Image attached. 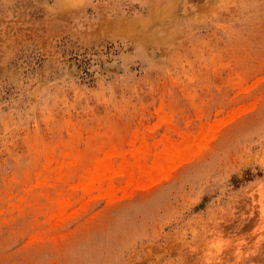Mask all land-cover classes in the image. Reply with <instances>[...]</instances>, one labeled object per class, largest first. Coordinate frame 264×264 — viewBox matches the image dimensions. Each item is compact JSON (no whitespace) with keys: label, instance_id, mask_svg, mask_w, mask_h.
Returning a JSON list of instances; mask_svg holds the SVG:
<instances>
[{"label":"rangeland","instance_id":"1","mask_svg":"<svg viewBox=\"0 0 264 264\" xmlns=\"http://www.w3.org/2000/svg\"><path fill=\"white\" fill-rule=\"evenodd\" d=\"M0 264H264V0H0Z\"/></svg>","mask_w":264,"mask_h":264},{"label":"crops","instance_id":"2","mask_svg":"<svg viewBox=\"0 0 264 264\" xmlns=\"http://www.w3.org/2000/svg\"><path fill=\"white\" fill-rule=\"evenodd\" d=\"M143 117V116H142ZM143 127H144V117H143V121H142V129H143ZM142 136H144V134H142ZM168 169H167V167H164V169H163V171L161 172V173H163V172H165V171H167ZM160 173V174H161ZM155 177H157V176H154L153 175V177L152 178H155ZM149 181H151V178L149 179V177H148V179L146 180V179H143V183L144 184H146L147 182H149ZM159 185V184H158ZM157 185V186H158ZM139 192V191H138ZM147 191L146 190H144V194L146 193Z\"/></svg>","mask_w":264,"mask_h":264}]
</instances>
